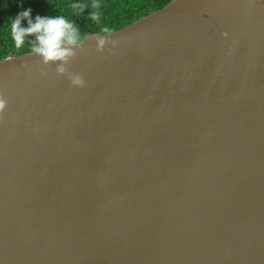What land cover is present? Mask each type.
I'll use <instances>...</instances> for the list:
<instances>
[{"label":"water","instance_id":"water-1","mask_svg":"<svg viewBox=\"0 0 264 264\" xmlns=\"http://www.w3.org/2000/svg\"><path fill=\"white\" fill-rule=\"evenodd\" d=\"M84 36L0 59V264H264V0Z\"/></svg>","mask_w":264,"mask_h":264},{"label":"trees","instance_id":"trees-1","mask_svg":"<svg viewBox=\"0 0 264 264\" xmlns=\"http://www.w3.org/2000/svg\"><path fill=\"white\" fill-rule=\"evenodd\" d=\"M169 0H98L99 8L92 7L95 0H0V59L9 54H21L31 50L29 44L16 48L11 38V22L23 10L31 9L33 20L37 15H64L75 22L82 35L91 31H100L107 26L111 30L121 28L135 19L165 5ZM80 4L83 11L73 7ZM92 11L100 13V23L89 18ZM27 26V21L22 22ZM30 36L28 41L34 40Z\"/></svg>","mask_w":264,"mask_h":264},{"label":"clouds","instance_id":"clouds-1","mask_svg":"<svg viewBox=\"0 0 264 264\" xmlns=\"http://www.w3.org/2000/svg\"><path fill=\"white\" fill-rule=\"evenodd\" d=\"M74 8L80 9V4H74ZM92 7L99 8L98 0H95ZM89 18L100 23V13L92 11ZM27 21V26L23 25V21ZM101 33H109L111 29L103 26L100 29ZM33 36L34 40L28 41L27 38ZM11 38L14 41L16 48H22L25 44L31 46V51L42 57V62L48 64L49 62L60 63L56 66V71L59 74L68 73L66 65L70 58L76 55L72 46L82 48V42L85 36L81 34L78 25L66 18L64 15L57 16H40L37 15L33 20L31 16V9H26L18 13L11 22ZM97 51L102 52L105 49L106 43L115 45V40H109L105 35H97ZM111 51V49H109ZM70 83L74 86H83L84 79L80 74H68ZM6 102L0 98V112L5 108Z\"/></svg>","mask_w":264,"mask_h":264}]
</instances>
